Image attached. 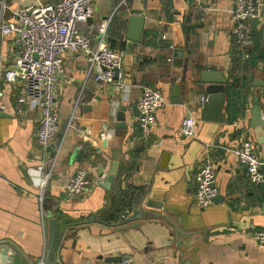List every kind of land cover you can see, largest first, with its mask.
<instances>
[{"label": "crops", "instance_id": "crops-1", "mask_svg": "<svg viewBox=\"0 0 264 264\" xmlns=\"http://www.w3.org/2000/svg\"><path fill=\"white\" fill-rule=\"evenodd\" d=\"M56 1L0 0V16L11 20L26 5ZM235 1L95 0L94 15L80 27L96 44L100 24L111 18L107 41L124 54L125 86L95 81L83 55H66L57 91L61 120L45 148L35 137L38 107L19 117L7 87L0 110V246L17 250L25 264H101L126 256L135 264H264V246L253 237L264 230V184L251 183L238 158L242 142L252 140L264 171V124L262 131L252 125L256 97L264 109V84L258 85L264 83V18L252 21V43L240 47L232 36ZM135 9L145 17L144 31L129 46ZM17 51L14 39L0 33V67ZM209 67L227 78L224 122L202 118L201 72ZM175 83L182 103L172 101ZM145 85L167 99L147 133L137 106ZM188 111L197 122L192 137L181 132ZM206 161L216 167L222 198L202 208L196 175ZM42 164L53 168L43 203ZM78 167L88 170L92 184L86 195L71 198L64 185ZM130 187L141 188L142 198L121 215ZM139 209L151 218L121 223Z\"/></svg>", "mask_w": 264, "mask_h": 264}, {"label": "built area", "instance_id": "built-area-1", "mask_svg": "<svg viewBox=\"0 0 264 264\" xmlns=\"http://www.w3.org/2000/svg\"><path fill=\"white\" fill-rule=\"evenodd\" d=\"M127 0H121V4ZM95 0H58L54 3L26 5L12 13L11 20L0 16V33L14 39L17 53L8 64L0 67V110L5 109L3 99L7 87L12 88L14 107L19 117L25 116L28 106L38 107L41 117L35 137L40 146H48L55 138L60 124L57 91L65 74L66 55H83L89 64L88 73L97 82L124 87V54L113 49L107 41V30L111 18L104 20L99 28L96 44L80 27L95 11ZM264 18L263 0H236L233 11L232 36L237 45L249 47L253 38V20ZM116 70L117 76H116ZM163 91L156 87L142 86L137 106L139 125L147 133L158 123V113L166 105ZM197 122L193 112L182 122L181 132L185 137L196 135ZM238 158L246 170L251 183L264 184V171L258 159L254 142L245 139L238 150ZM40 200L43 203L53 168L44 164L38 168ZM195 201L206 208L214 203L219 190L216 167L206 161L198 166ZM92 184L89 172L78 167L65 183L64 191L71 198H79L89 192ZM254 240L264 246V230L256 231ZM38 264H45L40 259ZM101 264H135L130 256L120 261H103Z\"/></svg>", "mask_w": 264, "mask_h": 264}, {"label": "water", "instance_id": "water-1", "mask_svg": "<svg viewBox=\"0 0 264 264\" xmlns=\"http://www.w3.org/2000/svg\"><path fill=\"white\" fill-rule=\"evenodd\" d=\"M145 24V17L142 15V11L139 9L133 10V14L130 17L129 28L126 34L127 39L130 41L129 46H132L135 42H140L143 36ZM118 70H116L117 76ZM201 80L204 85H202V91L204 93V102L202 104V118L204 120H213L217 122H224L225 118L222 113V108L224 104V99L226 97L225 84L227 83V78L220 71L209 67L201 72ZM264 83L258 84L263 85ZM173 98L172 101L175 103H182V98L180 97V87L178 83L173 84ZM259 98H255V105L252 109V125L256 127L257 131L263 130L264 118H263V108L258 103ZM114 169L112 174L109 175L106 181L101 182L104 187L109 188L110 182L115 178ZM221 196H216L215 201L221 200ZM157 205L149 201L148 206ZM144 211L139 209L135 210L131 215L124 218L121 222L122 224L129 223L134 219H140L143 217ZM152 215H144L145 219L151 218ZM133 227L138 226L132 225ZM111 261H120L115 257H110ZM25 260L20 255L17 250L10 249L7 244H2L0 246V264H25Z\"/></svg>", "mask_w": 264, "mask_h": 264}, {"label": "trees", "instance_id": "trees-1", "mask_svg": "<svg viewBox=\"0 0 264 264\" xmlns=\"http://www.w3.org/2000/svg\"><path fill=\"white\" fill-rule=\"evenodd\" d=\"M143 190L138 187H130L124 192V207L121 215H126L128 211L132 210V207L136 205L141 200V195Z\"/></svg>", "mask_w": 264, "mask_h": 264}]
</instances>
